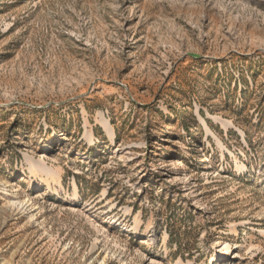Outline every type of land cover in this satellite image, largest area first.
<instances>
[{"label":"rangeland","instance_id":"obj_1","mask_svg":"<svg viewBox=\"0 0 264 264\" xmlns=\"http://www.w3.org/2000/svg\"><path fill=\"white\" fill-rule=\"evenodd\" d=\"M0 264H264V0H0Z\"/></svg>","mask_w":264,"mask_h":264},{"label":"bare ground","instance_id":"obj_2","mask_svg":"<svg viewBox=\"0 0 264 264\" xmlns=\"http://www.w3.org/2000/svg\"><path fill=\"white\" fill-rule=\"evenodd\" d=\"M235 232V231H234ZM224 258H228V255L224 256Z\"/></svg>","mask_w":264,"mask_h":264}]
</instances>
